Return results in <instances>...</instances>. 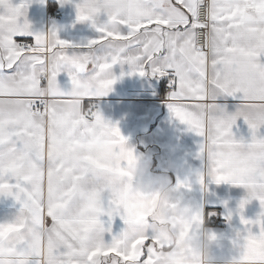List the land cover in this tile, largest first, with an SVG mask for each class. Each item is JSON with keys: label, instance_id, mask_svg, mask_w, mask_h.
Returning <instances> with one entry per match:
<instances>
[{"label": "snow or ice", "instance_id": "obj_1", "mask_svg": "<svg viewBox=\"0 0 264 264\" xmlns=\"http://www.w3.org/2000/svg\"><path fill=\"white\" fill-rule=\"evenodd\" d=\"M27 7L0 0V196L20 206L0 222V264H153L157 242L143 214L110 181L134 150L85 104L112 91L116 64L168 78L171 116L202 137L201 185L207 176L243 186L241 212L259 201L255 221L240 217L233 264H264V0H80L77 20L100 34L84 45L60 39L55 26L33 33ZM82 85L83 108L72 99ZM221 99L241 103L229 113ZM238 118L250 140L235 138Z\"/></svg>", "mask_w": 264, "mask_h": 264}, {"label": "crops", "instance_id": "obj_2", "mask_svg": "<svg viewBox=\"0 0 264 264\" xmlns=\"http://www.w3.org/2000/svg\"><path fill=\"white\" fill-rule=\"evenodd\" d=\"M13 2L20 3V0ZM78 3L80 0L67 3H62L61 0H28L26 18L31 31L46 33L55 26L60 39L79 45L98 38L100 34L91 22L77 20ZM56 11H61V14L56 15ZM105 20L106 16L101 15L98 22ZM81 50L84 49H68L70 53ZM130 71L127 64L114 65L112 72L119 79L112 86V91L106 96L86 100L85 104L97 101L104 118L119 127L121 134L127 138V145L134 152L151 153L154 164L168 168L174 183L185 181L190 185V189H183L186 198L201 212L210 231L218 236V246L212 249L215 264L233 260L240 252L234 243L237 233H243L246 227L241 223L240 217L243 215L245 219L255 221L261 212L259 201L252 200L241 212L240 201L247 196V190L243 186L216 184L207 176L204 185H201L197 173L203 174L206 170L205 161L197 155L202 137L188 131L187 125L171 116L166 102L169 92L165 90L168 78L128 75ZM58 80L62 87H70L67 74L62 73ZM219 103L225 104L227 111L233 113L241 102L221 99ZM233 133L236 139H251V132L243 118L237 119ZM257 134L264 136V126ZM19 207L12 197L0 196V222L13 219L18 214ZM217 209L223 211L228 224L221 226L208 222L209 215ZM122 226V222L116 218L114 232H118ZM250 227L254 234L258 233L257 225Z\"/></svg>", "mask_w": 264, "mask_h": 264}, {"label": "clouds", "instance_id": "obj_3", "mask_svg": "<svg viewBox=\"0 0 264 264\" xmlns=\"http://www.w3.org/2000/svg\"><path fill=\"white\" fill-rule=\"evenodd\" d=\"M72 91L78 93L73 101L83 108L81 94L87 88L82 85ZM239 111L241 117L246 114L243 108ZM110 181L143 214L146 230L157 242L153 264H215L212 249L218 246V236L206 226L183 188L173 182L168 168L154 164L151 153L134 152L125 172L112 175Z\"/></svg>", "mask_w": 264, "mask_h": 264}, {"label": "built area", "instance_id": "obj_4", "mask_svg": "<svg viewBox=\"0 0 264 264\" xmlns=\"http://www.w3.org/2000/svg\"><path fill=\"white\" fill-rule=\"evenodd\" d=\"M60 14H61V11H56V15H60ZM19 40H21V39H19ZM165 90L167 92L171 91L170 86H169V82L166 84ZM91 103H94V104L99 106V103L97 101H92ZM99 109H100V106H99ZM208 222L215 224V225L223 226V225L228 224V219L224 215L222 210L217 209V210L212 211V213L209 215Z\"/></svg>", "mask_w": 264, "mask_h": 264}, {"label": "bare ground", "instance_id": "obj_5", "mask_svg": "<svg viewBox=\"0 0 264 264\" xmlns=\"http://www.w3.org/2000/svg\"><path fill=\"white\" fill-rule=\"evenodd\" d=\"M56 13V12H55Z\"/></svg>", "mask_w": 264, "mask_h": 264}]
</instances>
